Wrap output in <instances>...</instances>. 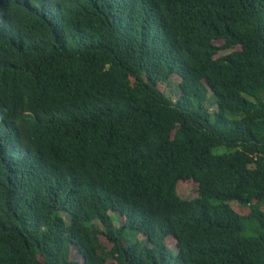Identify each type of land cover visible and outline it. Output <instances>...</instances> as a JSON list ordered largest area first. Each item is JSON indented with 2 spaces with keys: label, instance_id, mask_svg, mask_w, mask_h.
Wrapping results in <instances>:
<instances>
[{
  "label": "trees",
  "instance_id": "obj_1",
  "mask_svg": "<svg viewBox=\"0 0 264 264\" xmlns=\"http://www.w3.org/2000/svg\"><path fill=\"white\" fill-rule=\"evenodd\" d=\"M153 1L133 39L128 0H0V103L54 118L21 154L0 136V264H264V0Z\"/></svg>",
  "mask_w": 264,
  "mask_h": 264
},
{
  "label": "clouds",
  "instance_id": "obj_2",
  "mask_svg": "<svg viewBox=\"0 0 264 264\" xmlns=\"http://www.w3.org/2000/svg\"><path fill=\"white\" fill-rule=\"evenodd\" d=\"M21 1L22 0H13L15 6H17V4H19ZM128 2L137 12L138 17L141 20V25L137 28H140L142 30L141 32L138 33L132 31L133 34L130 35L131 38L135 39L138 35H141L142 37L148 39L155 37L156 35H159L163 31L168 21L164 13L165 7L163 6V4L155 2L153 0H128ZM39 8L43 12V14L51 11L44 7H39ZM55 9H56L55 4H53V10ZM58 11H59V17L61 18L62 21L61 24L64 25L65 20L61 15L63 13V10L59 7V5H58ZM0 33H3L6 36H11L8 31V28L5 26L4 20L0 21ZM64 37L66 40L68 37V33L64 32ZM219 41L225 44V41L223 40H219ZM225 51H229L228 53L231 52V50H220L219 53ZM226 54L227 53H224L223 55ZM22 114L28 115L29 120L31 122H37L36 116L31 110H21L14 107L13 105L0 103V136L5 139L7 145H9L11 148H13L14 151L18 152L19 154H21V151L26 150L27 143L23 140H11L10 134L12 132L16 116H20ZM17 130L28 138L30 136L38 137L36 131L26 124L19 126ZM65 174L67 179L70 178L73 180V176L71 174L66 172ZM48 191L51 193L50 195L53 198V200L56 202V204L60 205L65 203L68 197L72 195L73 185L71 188L67 189V187L62 186L58 183L48 182Z\"/></svg>",
  "mask_w": 264,
  "mask_h": 264
},
{
  "label": "bare ground",
  "instance_id": "obj_3",
  "mask_svg": "<svg viewBox=\"0 0 264 264\" xmlns=\"http://www.w3.org/2000/svg\"><path fill=\"white\" fill-rule=\"evenodd\" d=\"M124 18H125L126 23L130 22V20H131L130 16H124ZM132 30L134 32H137V33L142 31L140 28H132ZM53 122H54L53 116H47L46 121H44L42 123L31 122L29 120L28 115H26V114L16 116V119H15V122L13 125V129H12V132L10 134V139L11 140H23L27 143L28 148L32 149L35 146V143L32 140H30L28 137H26L25 135L20 133L17 130V128L21 125L26 124L36 131L38 137H42V134L44 132H46L51 127ZM59 122L60 121H58L56 124L59 125ZM40 143H41V141H40ZM40 164H41V166H43V168H46L45 165H48L50 168H52L55 165V163H48L43 159H42V163H40ZM67 170L71 171L73 173L72 168H67ZM45 182L58 183L62 186L67 187V189L71 188L73 183H74V181L72 179H70V178L67 179L66 174H65V170H60V171H58L52 175H47L41 182H39L35 187V194H37L43 190V184ZM112 215H113V213H109V216H112Z\"/></svg>",
  "mask_w": 264,
  "mask_h": 264
},
{
  "label": "rangeland",
  "instance_id": "obj_4",
  "mask_svg": "<svg viewBox=\"0 0 264 264\" xmlns=\"http://www.w3.org/2000/svg\"><path fill=\"white\" fill-rule=\"evenodd\" d=\"M224 43L223 42H216L215 45L217 46H220V45H223ZM229 51H225V52H222L220 53L221 55H223L224 53H228ZM172 81L173 83L176 82L178 83L179 82V79L176 77V76H172ZM160 89L162 91H164V93L169 96V91L167 89V87L164 85V86H161ZM173 97V96H172ZM173 101H175V97L172 99ZM176 193L177 195L183 199V200H193L197 197V194H196V186L194 184H183V185H179L177 186L176 188ZM238 213L240 214H247L249 212V209L248 208H242V209H239V208H234ZM119 223H122L123 220L121 218H119ZM137 239L138 240H141L143 239L142 237H139L137 236ZM99 241L100 243L107 249H110L111 245L105 240L104 237L100 236L99 237ZM166 245L167 247L173 252V253H176L175 251V241L172 240V238H167L166 239ZM79 258V255L73 250L72 254H71V259L72 260H77Z\"/></svg>",
  "mask_w": 264,
  "mask_h": 264
}]
</instances>
